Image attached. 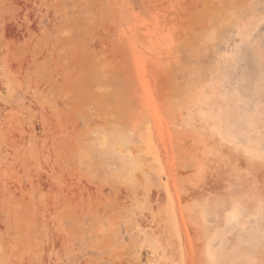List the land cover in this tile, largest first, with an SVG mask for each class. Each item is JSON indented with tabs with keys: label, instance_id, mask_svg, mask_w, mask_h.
Segmentation results:
<instances>
[{
	"label": "rangeland",
	"instance_id": "rangeland-1",
	"mask_svg": "<svg viewBox=\"0 0 264 264\" xmlns=\"http://www.w3.org/2000/svg\"><path fill=\"white\" fill-rule=\"evenodd\" d=\"M0 264H264V0H0Z\"/></svg>",
	"mask_w": 264,
	"mask_h": 264
}]
</instances>
